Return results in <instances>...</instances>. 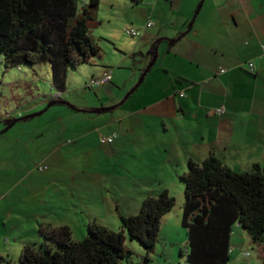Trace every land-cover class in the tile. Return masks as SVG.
Returning <instances> with one entry per match:
<instances>
[{
  "label": "crops",
  "instance_id": "crops-1",
  "mask_svg": "<svg viewBox=\"0 0 264 264\" xmlns=\"http://www.w3.org/2000/svg\"><path fill=\"white\" fill-rule=\"evenodd\" d=\"M100 4L106 8L100 15L110 24L121 25L120 12L113 22L115 9H131L122 15L139 25L132 28L139 31V40L116 49L120 55L145 53L142 58H151L152 66L142 58L138 64L152 74L135 106L121 108L131 95L122 104H117L119 97L109 102L99 97V105L89 100L76 103L69 97V103L64 99L69 106L58 105L64 109L54 119L57 128L39 130V138L35 132L28 133V139L35 135V151L32 159H21L27 168L20 170L19 180L39 182L36 188L44 191L36 195L31 187L12 197L10 192L19 184L16 181L8 193L0 192V233L12 240L0 249L6 264H15L23 246L31 243L23 237L25 211H18L17 201L31 200L40 208L29 216L27 231L33 238L41 223L67 227L84 238L90 223L119 231L117 218L136 215L142 199L153 197L151 184L167 182L175 167L173 173L178 177L190 160L201 163L213 156L235 172L264 165V0H101ZM135 7L139 8L136 12ZM148 22L152 26L147 28ZM249 63L253 71L248 70ZM104 72H95V76ZM118 78L111 71L109 84ZM115 89L110 94L115 96L119 88ZM220 109L224 111L219 113ZM100 133L117 138L101 155L79 160L93 146L105 148L99 143ZM22 138L26 141V133ZM156 153L162 157L153 161ZM109 155L118 156L116 166L127 171V177L118 174L117 180L111 178L112 186H105L100 169L109 168ZM68 160L73 161L72 172L81 167L80 174L60 170ZM177 177L170 183L177 182ZM51 188H56L57 196L50 195ZM82 210L102 220L94 217L83 224L76 218ZM8 228L11 232H6ZM235 236H244L239 225L230 237V261L263 264L261 254L254 256L252 248L250 252V246L245 247L250 243L237 242Z\"/></svg>",
  "mask_w": 264,
  "mask_h": 264
},
{
  "label": "trees",
  "instance_id": "trees-1",
  "mask_svg": "<svg viewBox=\"0 0 264 264\" xmlns=\"http://www.w3.org/2000/svg\"><path fill=\"white\" fill-rule=\"evenodd\" d=\"M100 1L84 0L79 10L77 0H0V57L5 68L47 63L52 88L64 92L69 68L86 65L100 53L88 35ZM52 102L65 103L61 98ZM20 119L7 118V125ZM178 178L184 186L186 264H228L235 225L261 246L264 264V165L235 172L210 156L201 163L190 160L187 172ZM174 206L166 190L147 196L136 215L120 219L118 232L90 223L81 241H73L67 227L41 223L39 247L25 244L19 264H118L126 238L150 254L161 220ZM6 263L0 257V264Z\"/></svg>",
  "mask_w": 264,
  "mask_h": 264
},
{
  "label": "rangeland",
  "instance_id": "rangeland-1",
  "mask_svg": "<svg viewBox=\"0 0 264 264\" xmlns=\"http://www.w3.org/2000/svg\"><path fill=\"white\" fill-rule=\"evenodd\" d=\"M83 2L84 0H77V7L79 10L83 5ZM103 6L104 5L101 4L98 6V9L95 12L96 14L94 17V22L90 24L88 34L91 40L99 47L100 53L97 56L93 57L86 65H81L76 69L69 68L65 83L66 87L64 89V92H62L61 94V99L63 101L64 99H66L65 102H68L67 100L71 101L72 98L70 99L69 97H73L72 100L76 103H78V100H83V102L89 100L92 105H99L96 101V99H98L99 97L103 98V100L106 102L115 101L119 97L120 100L117 104H120L126 97V95L138 83V81L140 80V75H142L145 71V67H139L138 64V60H140L139 58L145 56V53L140 54L139 52H136V54L134 55H120L117 52V47L121 48L125 44H129L139 40V37L132 38L125 34L126 29H137V27H139V25L131 24L130 20L122 15L124 13L132 12L131 9L122 8L119 10L118 8L119 11L115 9L113 22L114 19H118V15L120 12L121 25L120 23L110 24L105 21L100 15L103 12H106V8L105 6ZM137 9L139 8L135 7L134 11L136 12ZM124 10L125 12H123ZM138 18H141V15H139ZM124 24H126V28L123 27ZM113 44H116L115 48ZM142 59L144 60V63H151V58L148 59L147 57ZM104 71H115L119 78L115 79L116 82L109 84L107 87L102 86L95 90H88L85 87L86 83L92 78H99L95 76V72L102 73ZM151 74L152 73L146 75L140 86L123 103L121 108L132 107L135 106L134 103L139 102V99ZM93 75L94 77H92ZM114 87H116V89L119 88L115 96L112 95V93L110 94L111 90H113ZM109 88H111L110 91ZM56 93V90H54L51 85V70L49 64H37L34 66L22 65L20 67L6 69L3 64L2 57H0V132L5 131L3 133H0L1 193H8L10 188L17 181L19 182L17 189L10 192L12 193V197L22 190L29 191L31 187H34V190L37 192L36 195H42L44 189L39 190L36 188V186L40 184L39 182H33V180L31 179L22 181L19 180L22 174L20 170L25 171L27 168V163H21L20 161L22 158H26V160L33 158V156L31 155L35 151V147L32 145L34 140L32 138H34L35 135H29L28 139V133L35 132V138H39L42 136L41 134H39V130H53V128L55 129L58 127L57 122L54 121V119L58 115L57 111H62L64 108L57 105L46 109L50 96L55 95ZM109 97H111L110 99L112 100H108ZM36 112L43 113L29 120L18 121V123L14 124V126H11L7 129V118L8 120L13 121L15 119L23 118L29 114H33ZM60 121H62L61 117ZM24 133H26V141L22 140ZM54 135L56 136L55 130ZM26 145H28L27 148L25 147ZM101 145L105 146V148L100 147L99 145L93 146L91 150H89V152L86 154V156L79 158V160H85V158H87L88 160L90 156H99L106 148H109L110 146L107 144ZM158 148L161 147L158 146ZM36 155L41 154L38 153ZM155 157L157 158L153 161L159 160L162 155L159 156L158 153H156ZM34 161L37 162L38 160H35L34 158ZM71 162L73 161L68 160L60 170H63L70 175L75 173L80 174L81 167L78 168L76 172H72L70 168ZM107 164L109 165V168H105V171L108 176L105 175V171H103V168L100 169V175L105 186H112L110 180L111 178L113 180H117L119 176L118 174L127 177V171L125 172L123 168V170H119L121 168L116 166L120 164V159H118V156L116 157V155H109L107 157ZM187 165L185 166V169L183 168L184 172L179 173L180 175L187 172ZM175 169L176 167L172 168L168 173L169 179H167V182H156L152 183L150 186L153 197H157L162 192V190L165 191L164 189L169 190V195H175V197H173L175 199V206L169 213L164 215L161 220L159 235L153 251L148 254L145 249H143L137 243V241L129 240L128 238H126L124 255L123 258L118 261V264H186L185 256L187 252V235L185 229L182 228L181 224L182 208L184 205V186L179 181L178 177L180 175L178 177L176 176V174L174 175L173 171H175ZM177 170L179 172L181 168H177ZM158 176L161 175L158 174ZM175 177H177V182L170 183L172 181L171 179H175ZM139 185L141 184L139 183ZM175 186H178L177 192ZM54 189L51 188L49 190V192H51L50 195L57 196L58 193H54ZM10 193L8 198L11 195ZM107 195V197H109V194ZM60 199L57 201L58 203ZM142 201L140 202L139 210L141 208ZM17 202L18 211L20 209L25 211V214L23 215V226L25 228L23 229L30 230L29 216L32 213L38 212L40 208H38V206L33 201L31 202V200L26 202ZM69 202L70 205H72V202ZM74 204H76V202H73V205ZM105 205H107V202ZM79 213L80 214L77 215L76 218H79L81 223L83 224H86L87 222L89 223V221H93L96 218L98 219V221L102 220L99 219L98 214L95 213H89L83 210L81 212L79 211ZM103 218H105V215L103 216ZM117 222L121 226L119 218H117ZM27 230H24V232H22L24 234V239H29L31 243L35 244L36 247H39L41 238L39 237L37 232L38 227L36 229L34 238L31 235V232ZM86 231L87 228L85 230V235ZM114 231L118 232L117 230ZM6 232H11V230L8 228ZM242 234L244 235L243 238H240V236H235L233 238L237 242H243V239L247 240V242L250 243V245L245 246L248 249L250 246V249L248 251H254V256L257 252L259 253V255H262L261 246L259 244H254L243 229ZM79 235V232L72 233V240L81 241L83 238ZM11 241L12 240L7 234L2 235L0 233V249H3L4 246H7V242L10 243ZM16 243L18 244L21 242L17 240ZM15 258V264H19V255ZM230 260L228 264H238L237 261L235 262ZM255 260L259 261L258 256H256Z\"/></svg>",
  "mask_w": 264,
  "mask_h": 264
},
{
  "label": "built area",
  "instance_id": "built-area-1",
  "mask_svg": "<svg viewBox=\"0 0 264 264\" xmlns=\"http://www.w3.org/2000/svg\"><path fill=\"white\" fill-rule=\"evenodd\" d=\"M151 26H152V23L148 22L147 28L151 27ZM125 34L127 36H130V37H137V36H139L140 33L138 30L131 28V29H126ZM261 49H262V53H263V57H264V46H261ZM248 70L253 71V64L252 63L248 64ZM221 72H224V70H221ZM110 82H111V71H106L99 78L90 79L86 83L85 87L88 90H95L99 87L106 86ZM61 94L62 93H56L55 95L50 96L49 100L55 101L56 99L61 98ZM223 111H224L223 109L218 110L219 113H222ZM116 138H117L116 134H111L109 136H105V135L100 133V135H99V141L101 144L111 145L114 143Z\"/></svg>",
  "mask_w": 264,
  "mask_h": 264
},
{
  "label": "water",
  "instance_id": "water-1",
  "mask_svg": "<svg viewBox=\"0 0 264 264\" xmlns=\"http://www.w3.org/2000/svg\"><path fill=\"white\" fill-rule=\"evenodd\" d=\"M150 66H152V63L149 65V67ZM148 69L149 68H147L146 70H145V72L142 74V76H141V78H140V80L138 81V83L134 86V88L127 94V96L122 100V102L120 103V104H122L127 98H128V96L129 95H131L139 86H140V84L142 83V81H143V78L145 77V75L147 74V72H148ZM55 105H64V106H69L67 103H60V102H52V103H49L48 105H47V107H46V109H48V108H50V107H52V106H55ZM41 113H43V112H38V113H35V114H32V115H30V116H26V117H23V118H21L19 121H21V120H26V119H28V118H32V117H35V116H38V115H40ZM96 113V112H95ZM18 121H14L13 122V124L12 125H10V126H8L7 127V129L8 128H10L11 126H13L14 124H16ZM3 132H5V131H1L0 133H3Z\"/></svg>",
  "mask_w": 264,
  "mask_h": 264
}]
</instances>
